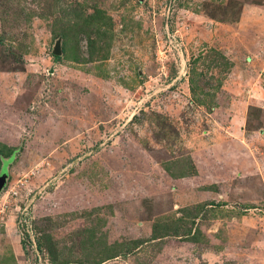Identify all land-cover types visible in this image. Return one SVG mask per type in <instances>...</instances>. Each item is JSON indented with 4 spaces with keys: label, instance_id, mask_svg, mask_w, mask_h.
Listing matches in <instances>:
<instances>
[{
    "label": "rangeland",
    "instance_id": "1",
    "mask_svg": "<svg viewBox=\"0 0 264 264\" xmlns=\"http://www.w3.org/2000/svg\"><path fill=\"white\" fill-rule=\"evenodd\" d=\"M1 150L6 263L264 264V0H0Z\"/></svg>",
    "mask_w": 264,
    "mask_h": 264
},
{
    "label": "trees",
    "instance_id": "2",
    "mask_svg": "<svg viewBox=\"0 0 264 264\" xmlns=\"http://www.w3.org/2000/svg\"><path fill=\"white\" fill-rule=\"evenodd\" d=\"M77 16V15H76ZM81 16V14H79ZM96 16H91L89 19L84 20H75V27L80 28L81 34L84 35L85 39L88 40V53L90 55L93 54V51L96 48V40L92 37L93 33L99 32V27L96 29L91 25L90 22H96ZM91 19V20H90ZM81 21V22H80ZM68 33L62 31V35L64 37ZM68 37V35H67ZM67 39L65 40L66 43ZM13 153L11 154V156ZM2 157V150L0 151V159ZM2 163V162H1ZM182 219V218H181ZM179 228L174 229L172 226L167 224L166 222L163 225L160 223H156L155 227H153L152 238H160L169 234V232H179ZM187 233H191L190 230H187ZM91 234H87L83 236L79 242L78 252L75 250H71L69 253L59 249V246L56 241L53 242V236L51 233L45 232L41 233L40 239L37 238L39 248L47 252L52 264H70V263H78V264H103L107 260L114 259L115 257L126 253V251L132 252V250L138 246L143 239H133L129 242H115L113 245L109 244L106 239H103L99 236H93ZM194 236V234H193ZM95 237H99L95 239ZM195 237H192L194 239Z\"/></svg>",
    "mask_w": 264,
    "mask_h": 264
},
{
    "label": "water",
    "instance_id": "3",
    "mask_svg": "<svg viewBox=\"0 0 264 264\" xmlns=\"http://www.w3.org/2000/svg\"><path fill=\"white\" fill-rule=\"evenodd\" d=\"M62 40H63V38H62V36H60L56 40V43H55L54 48H53V53L57 56H61L63 54ZM7 181H8V179L6 177L0 176V193L6 187Z\"/></svg>",
    "mask_w": 264,
    "mask_h": 264
},
{
    "label": "crops",
    "instance_id": "4",
    "mask_svg": "<svg viewBox=\"0 0 264 264\" xmlns=\"http://www.w3.org/2000/svg\"><path fill=\"white\" fill-rule=\"evenodd\" d=\"M0 264H9V263L4 262V260H0Z\"/></svg>",
    "mask_w": 264,
    "mask_h": 264
},
{
    "label": "built area",
    "instance_id": "5",
    "mask_svg": "<svg viewBox=\"0 0 264 264\" xmlns=\"http://www.w3.org/2000/svg\"><path fill=\"white\" fill-rule=\"evenodd\" d=\"M33 244V243H32ZM37 247V246H36Z\"/></svg>",
    "mask_w": 264,
    "mask_h": 264
}]
</instances>
